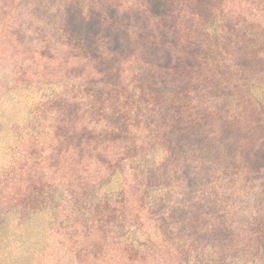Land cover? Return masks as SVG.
I'll use <instances>...</instances> for the list:
<instances>
[{"label":"rangeland","instance_id":"obj_1","mask_svg":"<svg viewBox=\"0 0 264 264\" xmlns=\"http://www.w3.org/2000/svg\"><path fill=\"white\" fill-rule=\"evenodd\" d=\"M0 264H264V0H0Z\"/></svg>","mask_w":264,"mask_h":264}]
</instances>
